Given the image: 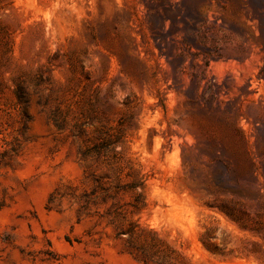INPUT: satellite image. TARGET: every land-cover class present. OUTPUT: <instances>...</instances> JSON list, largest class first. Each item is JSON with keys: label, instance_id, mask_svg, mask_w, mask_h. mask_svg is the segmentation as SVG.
<instances>
[{"label": "rangeland", "instance_id": "1", "mask_svg": "<svg viewBox=\"0 0 264 264\" xmlns=\"http://www.w3.org/2000/svg\"><path fill=\"white\" fill-rule=\"evenodd\" d=\"M102 129L146 178L139 212L91 195ZM165 255L264 264V0H0V264Z\"/></svg>", "mask_w": 264, "mask_h": 264}, {"label": "trees", "instance_id": "2", "mask_svg": "<svg viewBox=\"0 0 264 264\" xmlns=\"http://www.w3.org/2000/svg\"><path fill=\"white\" fill-rule=\"evenodd\" d=\"M18 100L21 95L17 94ZM99 142L97 144L87 145L79 151L80 161L85 164L87 168L88 177L93 181L94 187L91 195L98 198L102 202L113 200L119 193L129 194L131 200L128 201V206L131 208L130 212H139L144 206V198L142 190L145 185L146 178L136 169L129 168V171H124V166L121 164L122 158L116 151V144L112 135L106 131L99 130ZM103 162L108 171L103 175L96 177L94 171L91 169L95 162ZM124 179V181H123ZM126 180V181H125ZM87 201V198L86 200ZM113 209L110 214V224L112 225L116 237L124 238L126 247L135 252L141 253L142 257H146L143 246L138 244L139 230L138 224L127 220L122 213ZM148 233H151L148 231ZM137 243V244H136ZM144 264H146L144 260ZM154 264H172L169 255L156 261Z\"/></svg>", "mask_w": 264, "mask_h": 264}]
</instances>
